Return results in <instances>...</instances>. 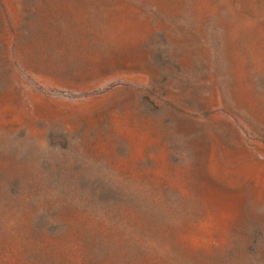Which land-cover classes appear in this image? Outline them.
Masks as SVG:
<instances>
[{
	"label": "rangeland",
	"instance_id": "rangeland-1",
	"mask_svg": "<svg viewBox=\"0 0 264 264\" xmlns=\"http://www.w3.org/2000/svg\"><path fill=\"white\" fill-rule=\"evenodd\" d=\"M0 264H264V0H0Z\"/></svg>",
	"mask_w": 264,
	"mask_h": 264
}]
</instances>
